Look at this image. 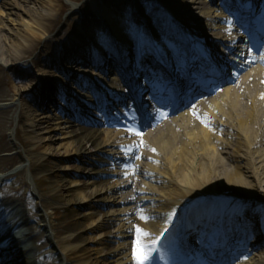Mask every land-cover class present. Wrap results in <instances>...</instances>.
I'll return each instance as SVG.
<instances>
[{
	"label": "bare ground",
	"instance_id": "1",
	"mask_svg": "<svg viewBox=\"0 0 264 264\" xmlns=\"http://www.w3.org/2000/svg\"><path fill=\"white\" fill-rule=\"evenodd\" d=\"M87 1L86 8L81 10L82 16L73 17L65 29H58L55 34L61 12V6L57 8L58 0H2L0 3V70L7 71V77L1 82L8 88L4 90L0 84V168L13 158L7 153L10 147L4 141V130L13 122L11 112L19 109L17 116L24 119L20 135L25 148L19 153L26 161L23 170L27 173L36 170L46 181V185L40 182V187L46 188L43 192H36L30 184L29 192L37 200L35 208L41 210L39 214L27 206L28 197L21 190L24 183L11 190L2 188L0 264H104L105 256L111 258L112 264H136L133 259L136 228L151 233V237H145V243H151L170 226L172 230L159 245L160 259L150 264L174 263L178 259L177 250L191 248L193 238L202 240L204 247H213L210 241L217 242L214 247H219L213 250L217 259H214L223 262L235 240L223 244L221 237L217 241L212 239L219 231L213 229L214 216L220 219L218 227L224 219L229 222L226 228H237L233 229L234 234L239 235L237 231L242 229L241 238L237 237L239 245L244 231L251 236L249 246L258 245L253 250L257 258L237 260L234 264H264V47L257 56L249 50L261 41L256 29L259 31L264 26V17L256 14L254 20L244 13L256 1L247 0L241 6L240 22L243 21L244 27L236 33L234 26L229 29L226 26V18L230 16L218 5L212 7L214 0H155L161 11L149 7L152 0ZM224 7L230 9L226 4ZM137 12L148 13L151 19L148 17L146 21L154 22L156 29L149 33L138 30L143 20ZM214 18H219V25L212 23ZM113 36L121 45V55L126 58L123 64L129 65L131 78H140L136 93L144 87L143 77H151L150 66L156 75L165 70L159 60L154 63L157 57L154 49L171 66L172 62L178 64L181 56L185 62L189 57L196 59L195 54L189 53L194 49L202 53L199 59L206 60L212 55L207 50L218 45L214 56L225 67L224 71L228 66L229 80L235 81L223 87L218 81L212 90L214 83L208 85L210 79H204L209 92L215 93L211 98L199 96L191 106L202 105L201 108L181 110L169 124V114L165 113L157 119L160 126L157 132L148 136L155 131L148 126L145 133L139 134L132 129V117L127 116L131 123L109 114L112 110L109 102H121L127 92L120 84L118 64L112 70L106 64L110 61L109 39ZM139 37L141 45H136ZM207 39L211 42L206 45ZM35 50L38 54L33 55ZM91 50L94 62H104L97 71L90 68L91 61L86 57ZM242 53L256 57L263 67L252 68V59L242 61ZM31 55V63L38 68L34 81L37 82L19 87L18 75L25 76L30 71L22 72L20 66H25ZM144 56L149 58L147 65ZM58 62L71 78L77 73L84 76L72 85L64 84L65 79L55 71ZM238 64L244 65V70L249 66L251 69L243 73ZM47 71L53 75H47ZM90 77L95 87L109 96L106 103L101 102L100 95L89 94ZM49 79L63 82L59 98L50 100H58L57 104L45 113L32 109L30 115L24 114L22 108L27 101L22 98H32V92L39 87L35 101L42 105L44 95L50 94L47 85L53 83ZM149 84L157 86L153 79ZM198 87L199 84H193L192 89L196 91ZM15 96L17 99L13 100ZM66 97L75 102L67 101ZM145 102L148 100L140 104L142 110L149 108ZM86 108H96L101 128H87L74 122L80 120L78 113ZM154 111L151 113L156 115L159 109ZM66 115L72 121L65 120ZM147 116L146 120L153 118L150 113ZM47 123L50 127H41ZM51 133L57 136L52 139ZM136 138L139 139L134 142ZM91 150L95 153L85 160L91 167L86 183L76 178L58 177V180L53 176L49 166L53 155L84 159ZM77 170L80 167H74ZM106 175L119 176L121 181L109 177L95 181ZM10 177L11 174L0 175V184ZM98 196L97 201L111 206L107 214L96 212L92 206L91 202ZM55 207L65 208L64 220H71L69 224L49 222L46 208ZM76 207H84L85 211L80 214ZM36 219L42 222L38 228L32 224ZM109 226H114L109 235V240L116 243L112 250L107 248L110 243L106 236L93 235ZM254 229L261 232L253 234Z\"/></svg>",
	"mask_w": 264,
	"mask_h": 264
},
{
	"label": "rangeland",
	"instance_id": "2",
	"mask_svg": "<svg viewBox=\"0 0 264 264\" xmlns=\"http://www.w3.org/2000/svg\"><path fill=\"white\" fill-rule=\"evenodd\" d=\"M2 0H0L1 3ZM25 1H29V0H25ZM33 1V0H32ZM105 1V0H102ZM151 1V0H149ZM88 1L87 0H58V6L57 8H59L61 6V12L58 16V20L57 23L55 24L54 27V31L53 34H55L57 32L58 29L63 30L66 28V26L68 24H70L72 21L71 19H73V17H81L82 16V8H86ZM155 7L157 11H161V7H156L155 6V2L152 0V4L149 6L150 8ZM72 8L73 11H72ZM163 9H167V7H164ZM137 15L140 16V18H142L143 20L146 18H150V15L146 12H137ZM151 19V18H150ZM144 23H146V30H151V29H156L154 22L152 21H144ZM207 27V26H206ZM264 44V37H263V43ZM261 44H260V48H261ZM38 54V50H35L34 54ZM29 56L27 58V62L26 65L20 68L22 69L21 71L24 72L26 69L30 70L28 71V74H26L25 76L23 74L18 75L19 80L21 81L18 83L17 86L19 87H28V85H31L32 83H36L35 81V76L38 72V68H35L33 66V64L31 63V58L32 56ZM259 66L261 65L260 63H257ZM256 64V65H257ZM28 67V68H27ZM57 72H59L61 75H63L62 73L64 72L63 69V64L61 62H58V67L56 68ZM47 75H53L52 72L47 71L46 73ZM64 77H66L65 75H63ZM7 77V71L5 70H0V84H1V88H3L4 90H8V88L6 87L5 84H2L1 79L6 78ZM53 82V84H48L47 86L51 88H53L52 86H55V88L57 89V85L58 83L56 82V80H52L49 79ZM23 81V82H22ZM51 82V83H52ZM36 85V84H34ZM38 90V91H37ZM59 90V85H58V89ZM36 91V92H35ZM35 91L32 92L33 97H23V101H27L26 105H23L22 108V112L24 114H29V112L32 111V109H39V111L45 113L48 109H50L52 104H57L58 100H52V102H50L49 100L55 98L58 99L57 96L53 95V94H46L44 95V97H46V99L44 98L42 101V105H40V101H35V98L37 97V92L39 93L40 88L36 87ZM17 99V97H13V100ZM30 98V99H28ZM47 99H49L47 101ZM33 101V102H31ZM71 101V100H70ZM29 104L31 106H29ZM48 107V108H47ZM116 109H121L122 107H117ZM19 112V109H15L13 112H11V116L13 117V122L7 126L4 130V141L6 142V144L10 147V150L7 151V153L13 155L12 161H10L4 168H0V175H8L11 174V177L8 178L6 181H4L2 184H0V197L3 194V190H5L4 188H6L7 190H11L13 188H16L17 186L21 185V182L24 183V185L22 186L21 190L23 192V194H25V196L28 197V207L30 210H32L34 213L39 214L40 213V209L35 208V204L37 203V200L34 199L32 197V194L30 191V184H32V186L34 187L36 192H43L46 190L45 187H40V182L45 183L46 185V181H43V178H45V176H43L42 174H37L36 170H34L35 172H30L27 173V170H23V165L26 164V161L24 160V157H22L20 154V152H23L22 150L25 148V143L23 142V139L20 135V129L23 125L24 119L23 117H18L17 114ZM55 113V112H54ZM95 113V109L93 108H86V110L80 112V120H75L74 122H76L79 126H84L87 128H101V125H99L97 123V121H95V123H91L89 122V119L94 118L95 120L98 119V117H96ZM59 115V114H58ZM84 120L85 122H82L81 120ZM65 120L67 121H72V119H70L69 115L65 116ZM64 124H62L63 126ZM77 125V126H78ZM44 129H47V127H50V124H44L41 126ZM100 135V133H99ZM52 139H54L55 136H57V133H51L49 135ZM2 139V138H1ZM0 139V140H1ZM89 146V145H88ZM90 149V146H89ZM92 149V148H91ZM6 153V152H5ZM20 153V154H19ZM91 153H95V150H91V152H86V158L82 159H76L75 157H64V158H59L57 155H53L50 159V163L49 166L50 168H52V174L54 177L58 178H70V179H79L82 183L88 180V175L89 173H91V167H89L87 165V162H85V160L88 159V156H90L89 154ZM80 167V170L78 171H74V167ZM65 167H68L65 169ZM76 172V173H75ZM73 173V174H72ZM46 174L47 177L49 178L50 176H48L47 173H43ZM74 174H76V176H74ZM87 175V176H86ZM113 179L116 180V178H114L113 176L110 175H106L103 176L102 178H97L95 179V181H102L107 179ZM30 180V181H29ZM59 180V178H58ZM67 180V179H66ZM113 180H110L111 183ZM84 183V184H85ZM97 183V182H96ZM92 187V186H90ZM3 188V190H2ZM99 198L96 197L91 203L92 206L95 208L96 212H99L100 214H107L108 210L111 208V206L102 203L101 201H97V199ZM261 199H263V196H261ZM261 202V201H260ZM77 211L80 212V214L82 212L85 211L84 207H76ZM40 210V211H39ZM47 212H48V220L50 223L52 224H60L62 226H66L67 224H69V222H71V220H64V214L67 212L65 210V208L63 207H55V208H46ZM55 212V214L53 213ZM33 225H35L37 228L42 224V222L39 219H36L34 222H32ZM84 227V224L81 226V228ZM114 230V226H109L106 229H101L98 230L95 234H93L94 236L97 234H101L106 236V240L109 241L110 244H108V249L112 250L113 247L115 246V242H111L109 240V235L111 234V232ZM260 232V230H254V232L252 233H258ZM84 235H87L84 234ZM102 261L104 264H112L111 258L109 257H103Z\"/></svg>",
	"mask_w": 264,
	"mask_h": 264
},
{
	"label": "snow or ice",
	"instance_id": "3",
	"mask_svg": "<svg viewBox=\"0 0 264 264\" xmlns=\"http://www.w3.org/2000/svg\"><path fill=\"white\" fill-rule=\"evenodd\" d=\"M163 235L164 233L162 232L161 236ZM151 236V233L146 232L145 230L139 227L136 228V239L133 241V259L136 264H150V262L160 259V238L155 237L151 240V243H145V237ZM154 253L156 254L155 256Z\"/></svg>",
	"mask_w": 264,
	"mask_h": 264
}]
</instances>
